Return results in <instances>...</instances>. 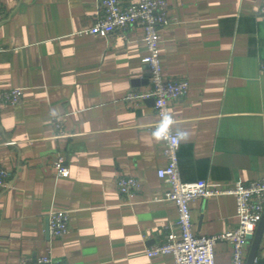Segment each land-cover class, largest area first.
Here are the masks:
<instances>
[{"label": "crops", "instance_id": "0c3cea01", "mask_svg": "<svg viewBox=\"0 0 264 264\" xmlns=\"http://www.w3.org/2000/svg\"><path fill=\"white\" fill-rule=\"evenodd\" d=\"M261 1L167 0L176 22L160 30L163 75L190 82L170 107L189 134L179 148L186 181L264 177ZM99 8L100 0H0V161L11 177L0 187V264L50 251L69 264H175L171 254L146 253L170 226L179 231V214L158 175L167 158L151 135L154 99H126L150 88L144 32H83ZM12 88L23 89L17 104L3 97ZM59 158L69 175L58 174ZM121 175L137 177L141 189L122 194ZM60 209L70 212L69 230L54 237L48 215ZM191 209L197 234L238 224L233 194L198 198ZM232 252L218 242L216 264H232ZM253 264H264V234Z\"/></svg>", "mask_w": 264, "mask_h": 264}, {"label": "built area", "instance_id": "2783aa9c", "mask_svg": "<svg viewBox=\"0 0 264 264\" xmlns=\"http://www.w3.org/2000/svg\"><path fill=\"white\" fill-rule=\"evenodd\" d=\"M258 14L264 18V0L259 4ZM174 22L176 20L169 12L167 0H138L130 4H123L122 0H100L95 23L82 30L107 36L129 27L137 26L143 29V39L148 48L144 61L150 69V88L146 93L130 90L126 94V99L136 103L144 97H152L158 116L162 110L170 112L172 103L186 96L190 89L188 79L174 80L165 78L163 75L160 30ZM260 66L264 72V60ZM22 94V88H12L6 90L3 97L6 102L17 104ZM56 128L58 135L66 134L61 121H56ZM164 144L167 163L158 169V175L169 185L164 199L172 200L177 205L179 231L170 226L163 241L148 248L147 255L154 257L171 254L175 259V264H216V245L220 241L227 240L233 247L232 264H246L248 243L253 240L258 224L264 215V177L247 183L238 181L232 186H223L205 179L186 181L180 173L179 148L181 142L177 144L173 139ZM55 168L60 175L67 176L70 173L63 158L56 160ZM10 185V172L0 161V187L8 188ZM117 185L119 191L125 195L137 192L142 187L137 177L126 175L118 178ZM221 194H233L236 197L237 226L217 234L195 233L191 202L198 198ZM48 219L51 236L62 237L68 232L70 223L68 210H52ZM19 264L69 263L65 259L57 258L50 251L36 257L22 256Z\"/></svg>", "mask_w": 264, "mask_h": 264}, {"label": "clouds", "instance_id": "9594fccd", "mask_svg": "<svg viewBox=\"0 0 264 264\" xmlns=\"http://www.w3.org/2000/svg\"><path fill=\"white\" fill-rule=\"evenodd\" d=\"M161 103L163 102L161 101ZM151 135L158 142H171V140L175 139L177 144H179V142L186 140L189 134L179 126V122L172 113L162 110Z\"/></svg>", "mask_w": 264, "mask_h": 264}, {"label": "water", "instance_id": "95a60500", "mask_svg": "<svg viewBox=\"0 0 264 264\" xmlns=\"http://www.w3.org/2000/svg\"><path fill=\"white\" fill-rule=\"evenodd\" d=\"M263 234H264V215L258 224L257 230L253 238L252 246L248 257V264H253L254 261L256 260L258 252L260 250Z\"/></svg>", "mask_w": 264, "mask_h": 264}]
</instances>
